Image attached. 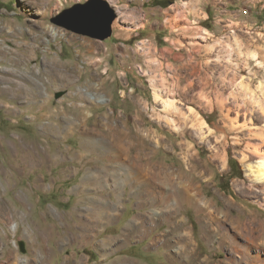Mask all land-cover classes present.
<instances>
[{
  "label": "rangeland",
  "instance_id": "obj_1",
  "mask_svg": "<svg viewBox=\"0 0 264 264\" xmlns=\"http://www.w3.org/2000/svg\"><path fill=\"white\" fill-rule=\"evenodd\" d=\"M35 1L38 6L0 0V264H65L68 258L72 264H224L230 250L201 237L191 208L181 215L194 229L195 260L172 263L166 245L149 247L168 224L137 233L113 252L101 242L122 236L150 210L130 186H121L127 176L113 169L120 161L163 164L177 173L189 152L198 165L196 185L216 208L233 203L231 216L244 208L264 217L242 192L250 183L240 161L244 146L234 141L242 134L234 128V110L226 116L227 107L244 99L238 81L264 87V0H164L161 6L108 0L118 18L104 41L51 22L86 0ZM155 90L209 124L207 139L226 157L225 167L190 124L180 120L175 130L161 118ZM162 136L167 140L159 148ZM97 144L120 160L104 157ZM90 199L121 208L114 221L91 224L97 239L86 243L78 237ZM81 257L84 262L74 260Z\"/></svg>",
  "mask_w": 264,
  "mask_h": 264
},
{
  "label": "bare ground",
  "instance_id": "obj_2",
  "mask_svg": "<svg viewBox=\"0 0 264 264\" xmlns=\"http://www.w3.org/2000/svg\"><path fill=\"white\" fill-rule=\"evenodd\" d=\"M27 1L33 6H38L35 0ZM237 85L243 92L244 99L242 104L236 103L227 107L226 116L229 117L230 111L234 110V128H240L242 134L241 138L234 141L237 147L244 146L240 152V161L245 166L246 177L250 183L241 191L251 195L254 203L264 210V87L260 84L254 90L243 80L238 81ZM47 97L49 99V95ZM154 97L162 104L164 114L161 118L168 125L179 130L182 128L179 125L180 120H183L185 126L190 124L199 134L201 142L208 143L214 152L213 156L220 157L223 166H226V157L220 154L219 148L210 142L211 139H207V134L211 133L209 124L194 109L184 111L176 99L164 91L155 90ZM98 98L99 101H105L101 97ZM223 101L224 99L221 101L222 107ZM175 116L179 119H175ZM163 138L162 136L156 141L159 148L163 147L167 140ZM167 146L171 148L170 145ZM88 147L93 150L96 146ZM99 148L104 157L112 156L120 160L121 155L114 151L110 153V148L105 149L101 145ZM182 154L183 165L177 173L171 172L170 167L163 164L155 167L151 163L138 165L135 162L120 161L118 166L113 168L117 172H125L127 176L126 180L121 179V186H131L133 193H137L133 190L134 187L138 188V196L152 207L154 225L159 227L168 224V228L158 234L154 241L169 248V259L174 263L182 260L187 263L197 259L199 251L193 226L181 215V210L191 208L196 213L201 237L219 249L226 247L230 250L224 264H264V217L253 210L247 212L244 208L238 210V215L231 216L232 202V205L227 203L226 210L216 208L213 202L203 196L200 185H196L198 165L194 163L193 156L189 152ZM203 174L204 172H201L199 175ZM118 180L120 181V174ZM115 208L120 210L121 207L118 205ZM135 222L130 224L129 229L132 232L137 229L138 224L145 227L139 219ZM207 258L203 257L201 262H205Z\"/></svg>",
  "mask_w": 264,
  "mask_h": 264
},
{
  "label": "water",
  "instance_id": "obj_3",
  "mask_svg": "<svg viewBox=\"0 0 264 264\" xmlns=\"http://www.w3.org/2000/svg\"><path fill=\"white\" fill-rule=\"evenodd\" d=\"M117 18L108 0H86L64 9L51 22L73 33L104 41L113 35ZM21 246L24 251L23 242Z\"/></svg>",
  "mask_w": 264,
  "mask_h": 264
},
{
  "label": "crops",
  "instance_id": "obj_4",
  "mask_svg": "<svg viewBox=\"0 0 264 264\" xmlns=\"http://www.w3.org/2000/svg\"><path fill=\"white\" fill-rule=\"evenodd\" d=\"M264 8V7H263ZM98 181H99V177H97ZM101 183H99L100 185ZM103 186V185H102ZM125 186H129V185H125ZM131 187V186H130ZM79 190L83 188V186H80V187H77ZM136 192L138 191V188L134 187V189ZM138 193V192H137ZM138 195V194H137ZM139 197V196H138ZM94 205L91 207V208H87L86 211H84L86 214H88L87 218H88V222L86 223V226L85 227H81V231L79 233V239L80 240H84L86 241V243H88L89 241H93V238L95 237V239H97V235L96 236H93L92 235V228H91V224L93 223H100V221H103L105 219V221H107V223H110L112 221L115 220L116 215L115 213H118L117 212V209L115 207H118L117 204L115 205L114 203H110L108 201H106L105 199H102L99 201V199H90ZM145 202L141 203L139 201V205L142 207H150V210H148L146 213V215L144 217H141L142 215H139L138 217L139 218H135L133 219L129 225L124 229V232H123V235L122 236H119V237H110V238H107V239H104L102 240L101 242V246L102 247H106V248H110V250L115 251V250H119L123 247V245H125L126 242H128V240L130 238H132L133 236H135L137 233L141 232L142 235H150V234H153L159 227H156L154 225V222H153V214L151 212V209L152 207L150 205L147 204V201L144 200ZM90 218V219H89ZM136 219H141L143 220V222L141 223H144L145 224V227L142 226V224H138V227L135 231H131L130 228V224L131 223H136L135 220ZM94 220V222H93ZM164 225V224H163ZM129 231V232H128ZM130 233V234H129ZM160 234V233H159ZM158 234H156L153 238V241L151 242V244L149 245V247H153L155 245H159V244H163V243H160V242H155L154 239L155 237L157 236ZM116 240H119L117 241L116 243H114ZM116 244V245H115ZM165 245V244H164ZM116 246V247H114ZM168 248V247H167ZM169 250V248H168ZM169 252V251H168ZM169 258V256H168ZM105 259V258H104ZM73 260V259H71ZM71 260L70 258H68L67 262L65 264H72L71 263ZM74 260H77L76 262L78 261H82L84 262L85 259L83 258L82 260V257L80 259H74ZM102 258L98 257V261H101ZM171 261V259H169ZM122 260H120L119 264H125V262L121 263ZM172 263H174L173 261H171ZM130 264H137L135 262H131Z\"/></svg>",
  "mask_w": 264,
  "mask_h": 264
},
{
  "label": "trees",
  "instance_id": "obj_5",
  "mask_svg": "<svg viewBox=\"0 0 264 264\" xmlns=\"http://www.w3.org/2000/svg\"><path fill=\"white\" fill-rule=\"evenodd\" d=\"M153 4L154 5H159V6H161V4H162V2H164V0H153ZM157 3V4H156Z\"/></svg>",
  "mask_w": 264,
  "mask_h": 264
}]
</instances>
